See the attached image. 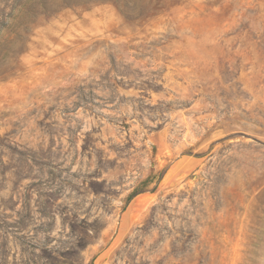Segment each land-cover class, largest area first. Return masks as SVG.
I'll list each match as a JSON object with an SVG mask.
<instances>
[{
    "label": "rangeland",
    "instance_id": "1",
    "mask_svg": "<svg viewBox=\"0 0 264 264\" xmlns=\"http://www.w3.org/2000/svg\"><path fill=\"white\" fill-rule=\"evenodd\" d=\"M0 264H264V0H0Z\"/></svg>",
    "mask_w": 264,
    "mask_h": 264
}]
</instances>
